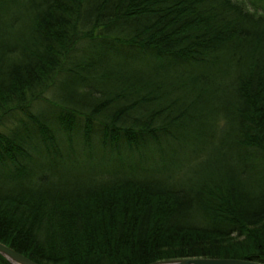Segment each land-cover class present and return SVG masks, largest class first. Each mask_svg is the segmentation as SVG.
I'll use <instances>...</instances> for the list:
<instances>
[{
    "label": "trees",
    "instance_id": "1",
    "mask_svg": "<svg viewBox=\"0 0 264 264\" xmlns=\"http://www.w3.org/2000/svg\"><path fill=\"white\" fill-rule=\"evenodd\" d=\"M0 241L264 262V0H0Z\"/></svg>",
    "mask_w": 264,
    "mask_h": 264
},
{
    "label": "water",
    "instance_id": "2",
    "mask_svg": "<svg viewBox=\"0 0 264 264\" xmlns=\"http://www.w3.org/2000/svg\"><path fill=\"white\" fill-rule=\"evenodd\" d=\"M0 254L9 259L13 264H40L21 252L0 241ZM153 264H264L254 259L239 258H209V257H186L157 261Z\"/></svg>",
    "mask_w": 264,
    "mask_h": 264
}]
</instances>
